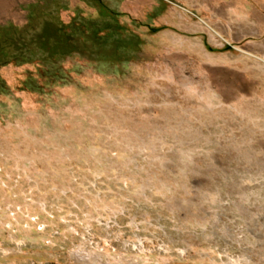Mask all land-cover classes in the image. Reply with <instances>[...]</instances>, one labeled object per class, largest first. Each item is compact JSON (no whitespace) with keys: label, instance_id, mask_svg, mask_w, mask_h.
<instances>
[{"label":"rangeland","instance_id":"rangeland-1","mask_svg":"<svg viewBox=\"0 0 264 264\" xmlns=\"http://www.w3.org/2000/svg\"><path fill=\"white\" fill-rule=\"evenodd\" d=\"M0 81V264H264V0H0Z\"/></svg>","mask_w":264,"mask_h":264},{"label":"trees","instance_id":"trees-1","mask_svg":"<svg viewBox=\"0 0 264 264\" xmlns=\"http://www.w3.org/2000/svg\"><path fill=\"white\" fill-rule=\"evenodd\" d=\"M56 38L57 40V42H58V44H57V46L59 45V47L60 46H62V47H67V46H69L68 45V41H69V37L66 35V34H63L62 33V31L60 30V29H58V28H56L55 27V29H53L52 31H45V34H43L42 36H39V38H38V40H39V42L40 43H42L43 44V46H46L47 47V51H50L51 53H52V56H54V52H56V50L58 49V47L57 46H51L50 45V38ZM55 49V50H54ZM52 50H54V51H52ZM1 82V81H0ZM6 86L4 85V83L3 82H1L0 83V89H5L6 90Z\"/></svg>","mask_w":264,"mask_h":264}]
</instances>
